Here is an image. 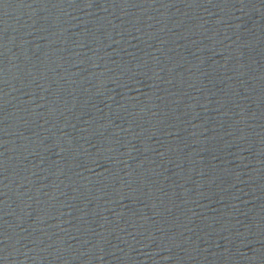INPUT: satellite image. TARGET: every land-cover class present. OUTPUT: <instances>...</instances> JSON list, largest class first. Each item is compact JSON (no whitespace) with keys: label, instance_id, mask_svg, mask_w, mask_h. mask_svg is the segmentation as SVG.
Wrapping results in <instances>:
<instances>
[{"label":"water","instance_id":"1","mask_svg":"<svg viewBox=\"0 0 264 264\" xmlns=\"http://www.w3.org/2000/svg\"><path fill=\"white\" fill-rule=\"evenodd\" d=\"M0 264H264V0H0Z\"/></svg>","mask_w":264,"mask_h":264}]
</instances>
